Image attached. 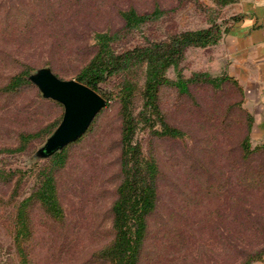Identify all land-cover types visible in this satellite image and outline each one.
Here are the masks:
<instances>
[{
  "label": "rangeland",
  "instance_id": "1",
  "mask_svg": "<svg viewBox=\"0 0 264 264\" xmlns=\"http://www.w3.org/2000/svg\"><path fill=\"white\" fill-rule=\"evenodd\" d=\"M154 9L163 13L130 32H122L116 51L165 40L170 34L232 20L212 0H0V264H19L13 246V218L18 202L38 182L49 157L37 150L61 121L64 108L42 96L31 82L15 92L2 88L12 75L48 67L61 79H75L95 52V35L120 30L122 12ZM219 43V42H218ZM217 43V44H218ZM186 78L194 72L227 76L218 86L196 84L189 95L162 86L158 104L167 123L184 130L182 138H165L140 127L135 139L160 168L159 199L149 218L140 264H228L264 248V151L248 159L240 148L247 134L251 148L264 141V101L249 99L243 82L232 75L218 45L190 47L179 65ZM176 78V70L166 72ZM129 77V74L127 75ZM137 83L133 109L142 105L144 67L130 75ZM121 77L99 84L115 91ZM58 122L52 132L14 149L21 132ZM154 129H158L156 125ZM121 117L119 101L109 100L86 133L70 143L65 165L56 171L62 223L51 220L34 203L30 209L33 264H102L91 254L112 237L110 205L120 180ZM9 179L8 181H6Z\"/></svg>",
  "mask_w": 264,
  "mask_h": 264
},
{
  "label": "trees",
  "instance_id": "2",
  "mask_svg": "<svg viewBox=\"0 0 264 264\" xmlns=\"http://www.w3.org/2000/svg\"><path fill=\"white\" fill-rule=\"evenodd\" d=\"M187 1L189 0H177V3L181 5ZM212 1L224 7L237 0ZM161 13L163 12L158 9L145 13H138L134 9L122 12L123 24L120 30L99 32L95 35V52L75 76L76 80L97 92H100L99 84L112 77H121L115 91L108 92L107 95L101 93L107 103L112 98L119 101L121 117L120 180L115 187V196L110 205L112 237L91 254L93 260L102 264H140L149 232V218L157 209L160 168L154 156L150 152L145 154L141 143L135 139L137 130L140 127H148L152 134L162 138L184 137V130L167 123L160 110L158 104L160 88L169 86L176 88L181 94L189 95L191 87L196 84L218 86L226 79L237 83V80L227 76L211 77L203 72H194L185 78L179 70L188 48L207 47L221 40L227 28L216 21H212L208 27L172 33L165 40L147 41L120 51L113 48L120 33L130 32L141 24L158 18ZM230 19L235 20L236 16ZM137 67H144V81L141 91L142 105L140 110L135 112L133 97L137 83L130 75ZM170 68L176 70L175 79H170L166 75ZM28 74L29 72L20 71L12 75L2 89L11 93L30 85ZM57 123L34 132H21L16 148L4 150L10 152L25 150L32 141L50 134ZM156 125L158 129H154ZM251 127L252 119L247 114V134L240 143L246 159L256 151H264V141L261 145L251 148L249 138ZM70 145L49 156L48 163L37 172L38 182L31 193L16 205L13 218V246L19 264H33L29 246L32 237L29 209L34 203H38L51 220L62 223L65 219L55 173L65 165ZM1 175L0 177H7ZM263 257L264 248L248 253L237 263L236 259H232L228 264H251Z\"/></svg>",
  "mask_w": 264,
  "mask_h": 264
},
{
  "label": "crops",
  "instance_id": "3",
  "mask_svg": "<svg viewBox=\"0 0 264 264\" xmlns=\"http://www.w3.org/2000/svg\"><path fill=\"white\" fill-rule=\"evenodd\" d=\"M236 16L218 45L232 75L244 85L248 98L264 101V0H237L224 6ZM251 264H264V257Z\"/></svg>",
  "mask_w": 264,
  "mask_h": 264
},
{
  "label": "water",
  "instance_id": "4",
  "mask_svg": "<svg viewBox=\"0 0 264 264\" xmlns=\"http://www.w3.org/2000/svg\"><path fill=\"white\" fill-rule=\"evenodd\" d=\"M28 79L44 98L64 108L61 121L37 150L40 157H49L82 137L107 105V100L93 88L76 79H61L48 67L37 69Z\"/></svg>",
  "mask_w": 264,
  "mask_h": 264
}]
</instances>
